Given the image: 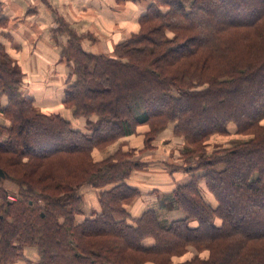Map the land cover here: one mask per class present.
I'll return each instance as SVG.
<instances>
[{"label":"trees","instance_id":"trees-1","mask_svg":"<svg viewBox=\"0 0 264 264\" xmlns=\"http://www.w3.org/2000/svg\"><path fill=\"white\" fill-rule=\"evenodd\" d=\"M145 1L138 32L112 56L76 41L64 51L72 67L64 105L74 118L96 116L86 130L20 93L21 73L0 44V113L10 121L0 125V155L26 168L15 175L0 164L20 188L11 202L0 182V264L21 259L27 246L37 249L36 264H172L187 246L209 257L180 264H264V0ZM142 125L148 138L170 126L188 144L180 167L192 179L168 197L185 211L181 219L164 223L154 209L131 217L125 208L136 189L127 178L141 165L130 153L92 159ZM231 133L250 136L207 150L213 136ZM43 140L54 147L40 148ZM86 184L99 188L100 210L80 219L77 191Z\"/></svg>","mask_w":264,"mask_h":264},{"label":"crops","instance_id":"crops-1","mask_svg":"<svg viewBox=\"0 0 264 264\" xmlns=\"http://www.w3.org/2000/svg\"><path fill=\"white\" fill-rule=\"evenodd\" d=\"M146 6L145 0H0V44L14 68L21 73L20 93L31 98L41 113L51 115L65 110L68 116L61 113L62 116L71 120L64 97L72 67L64 51L76 41L86 53L112 56L116 45L138 31V20ZM0 102L4 107L6 96H2ZM139 161L143 166L165 172L158 174L159 179L155 180H168L162 186L142 187L145 198L154 194L155 188L165 190L164 193L172 191L174 182L169 181L166 169L171 167L178 172V178L185 177L183 170L172 166L177 163L163 155L142 156ZM137 172L141 174L142 171ZM129 184L141 190L140 181L132 180ZM3 185L7 188L5 180ZM200 185L204 198L214 205L203 180ZM181 218L183 216L178 217ZM34 250L25 248V256L35 260Z\"/></svg>","mask_w":264,"mask_h":264},{"label":"rangeland","instance_id":"rangeland-1","mask_svg":"<svg viewBox=\"0 0 264 264\" xmlns=\"http://www.w3.org/2000/svg\"><path fill=\"white\" fill-rule=\"evenodd\" d=\"M210 11L212 12V10H210ZM216 20H218V19H216ZM139 28H138V30H139ZM174 35L175 34L172 31H168L167 37L172 38ZM262 79H264L263 75L258 80L264 81ZM251 85H252V83H251ZM252 88H254V90H259V89L262 90L263 89L262 84L259 85L258 83H256V85L255 84L252 85ZM227 96H229V94ZM6 105H7V103L5 104V106ZM58 111L59 112H57L56 114L60 115L65 120L69 121L72 126H74V123L76 121L74 127L78 128V129H85L86 130L87 128L90 127L89 125H86L88 122H91L92 124H94V122L97 120L96 116L89 117V118H86V117L74 118V116L71 112L70 113H71L72 119L68 120L62 116V114L68 116L67 113H64L65 110L63 112H61L60 110H58ZM249 111H251V109L246 108L243 110V112H249ZM43 114H45V113H43ZM46 115H48V114H46ZM199 122H200V120H198L195 124L197 125V124H199ZM262 122H264V120ZM3 124L9 125L10 121H8L6 119V117L0 113V125H3ZM26 130L30 131L31 127H29V128L27 127ZM149 131H150V128L147 125L138 126L136 128V132L134 134L129 135V136H125V137L115 141L114 143L108 145V146L93 150L91 156L95 162H101V161H105L107 159L112 158L114 155H116L118 153H130L131 154L130 159L132 160V162L138 163L141 166H137L135 169L132 170V172H130V174L127 178V182L129 184L132 180H138L142 183V185H141V190L139 188H135L136 189V196L134 198H132L130 205H128L125 209L128 211V214L135 219L139 218L142 215V213L145 212L147 209H154L156 211L159 219L162 220L164 223H168V222H172L173 220H177L178 217H180V216H183V217L186 216V213L182 208H176L175 206L171 207L170 201H168L166 199L168 196H171L172 192L176 189V187H178L181 184H185V183L189 182L192 179V175L189 172V173H185L186 178L182 175H181L182 177L178 178L177 177L178 174H176L178 172L173 171L172 168L170 167V170L166 169V171L170 177L169 181L174 182V187H173L172 191L170 193H164L165 190L162 191V189L155 188L154 194L150 195L149 198H145L144 197L145 193H144V190L142 189V187H145L144 189H147V188L149 189V188L157 186V185L162 186V183H166V182H168V180L164 179L165 180L164 182H161L160 180H155V179H159L158 174H164L165 172L158 169V168L154 169L152 167L150 168V167L142 166L144 164L141 163L139 160H141L142 156H148L149 157L151 155H163L164 157H167V159L169 161L176 162L177 164H172V166L177 165V167H175V168L180 171V169H182L180 167V165L184 164L182 156L184 155L185 151L187 150L186 148H187L188 144L184 141L183 137L177 136L174 133V129L170 126H167L163 129H161L158 134L148 138L147 134L149 133ZM233 133H231L230 136L229 135L228 136H225V135L213 136L211 138V140L209 141L210 147L207 150L212 153V152L216 151L218 147L220 148L223 146L229 147L231 145H236L238 143H241L242 141H245L247 139L246 137L250 136V135H238L237 136L236 134L234 135ZM4 138H6V137H4ZM51 141H54V140H50V141L43 140V141L39 142V144L42 143V147H40V148H52V147H54V143ZM45 142H49V143H45ZM36 152H37V150H33V153H36ZM0 158H1L0 164H2L4 167H6V169L11 174L16 175L17 171H20V170L22 171V169H26L24 167H20L19 165L14 166V165H10V164L6 163V160L4 161V159L6 158L5 156L0 155ZM25 162H27L26 158L23 159V163H25ZM29 165H30L29 167H32L33 164H29ZM236 170L238 171L237 168H232L233 173L231 175H228V177L229 178L230 177H236V175L238 173ZM137 171H142V172H141V174H137L138 173ZM140 178H142V179H140ZM3 180H5V182L7 184L6 185L7 188L4 187ZM3 180H0V182H1V186L7 192L6 199L8 201H11V202L16 201L18 199V193H19L20 188L18 187V185L13 180H10L7 178H5ZM183 181H185V182H183ZM223 182L226 183V178L223 180ZM129 186H130V184H129ZM198 186H201L200 183L198 184ZM208 192L210 193L209 190H208ZM227 192H229V190ZM230 192L234 193V190L231 189ZM77 194H79L81 196L82 201H83V204L81 205V210L84 212V216H82L83 214L80 215V216H82V217H80V219H83L86 216L90 215L92 211H99L100 210V203H99L100 191H99V188H94L90 184L82 185V186H80L79 190L77 191ZM211 196L214 200V205H212V206L215 207L218 205V201L213 194H211ZM232 200H233V198L230 199L229 201L226 200L225 205H227ZM143 202L145 203V207H146L145 209L143 208L144 207ZM37 203L40 204V201L38 200ZM241 207L242 206H239L237 210H239ZM133 210L138 211V212H133ZM260 210L262 211V208H260ZM139 213H141V214L138 215ZM27 247H29V249H32V248H33V250L35 249L34 250V254L36 256L35 260L29 259L27 256H25L24 250ZM27 247H25L23 252H22L23 257L21 259L15 261L12 264H15L17 262H18V264H36L37 263V261H38L37 249L32 247V246H27ZM208 257H209V251L207 249L199 250L194 246H187L185 248L184 253L180 257L179 256L173 257L171 261H172V264H180V263L187 262V261H190V260H193L196 258L197 259L199 258L201 260H207ZM145 264H153V263L148 262Z\"/></svg>","mask_w":264,"mask_h":264},{"label":"water","instance_id":"water-1","mask_svg":"<svg viewBox=\"0 0 264 264\" xmlns=\"http://www.w3.org/2000/svg\"><path fill=\"white\" fill-rule=\"evenodd\" d=\"M5 179V174L4 172L0 169V180Z\"/></svg>","mask_w":264,"mask_h":264}]
</instances>
